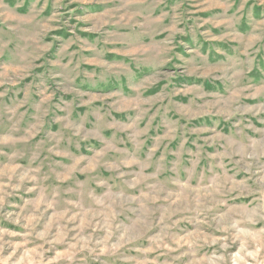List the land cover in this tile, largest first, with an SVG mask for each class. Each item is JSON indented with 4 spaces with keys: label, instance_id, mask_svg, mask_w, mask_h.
Wrapping results in <instances>:
<instances>
[{
    "label": "rangeland",
    "instance_id": "rangeland-1",
    "mask_svg": "<svg viewBox=\"0 0 264 264\" xmlns=\"http://www.w3.org/2000/svg\"><path fill=\"white\" fill-rule=\"evenodd\" d=\"M0 264H264V0H0Z\"/></svg>",
    "mask_w": 264,
    "mask_h": 264
}]
</instances>
